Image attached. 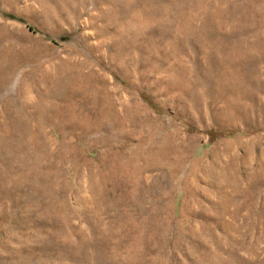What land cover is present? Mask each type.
I'll return each instance as SVG.
<instances>
[{"label":"rangeland","instance_id":"obj_1","mask_svg":"<svg viewBox=\"0 0 264 264\" xmlns=\"http://www.w3.org/2000/svg\"><path fill=\"white\" fill-rule=\"evenodd\" d=\"M0 264H264V0H0Z\"/></svg>","mask_w":264,"mask_h":264}]
</instances>
